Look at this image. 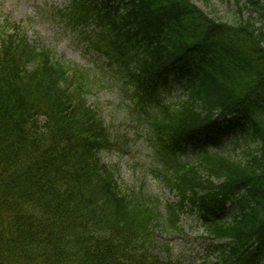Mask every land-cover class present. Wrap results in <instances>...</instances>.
Masks as SVG:
<instances>
[{
    "label": "trees",
    "instance_id": "1",
    "mask_svg": "<svg viewBox=\"0 0 264 264\" xmlns=\"http://www.w3.org/2000/svg\"><path fill=\"white\" fill-rule=\"evenodd\" d=\"M235 2L230 21L193 0H72L58 11L126 71L138 106L156 98L155 114L138 115L157 176L181 197L169 214L123 190L99 157L117 146L90 102L102 71L52 60L0 17V264H177L151 245L160 227L181 230L187 201L220 241L219 261L202 264H264V28L253 17L264 21V0ZM178 81L185 100L161 104ZM229 134L231 152L208 149ZM189 151L202 153L183 161Z\"/></svg>",
    "mask_w": 264,
    "mask_h": 264
},
{
    "label": "rangeland",
    "instance_id": "2",
    "mask_svg": "<svg viewBox=\"0 0 264 264\" xmlns=\"http://www.w3.org/2000/svg\"><path fill=\"white\" fill-rule=\"evenodd\" d=\"M193 1L206 13L224 21L239 18L235 0ZM69 4L70 0H0V16L24 23L30 39L36 45L51 48L56 58L72 61L88 70L101 63L105 68L104 72L111 76L110 67L106 65L104 59L88 50L77 32L56 20V11L68 7ZM249 14L244 10L243 17L247 18ZM253 17L257 19V24L264 28V21L256 14ZM106 81L102 87L93 89L91 101L102 114L110 132L120 139H125L127 146L101 153L102 162L114 171L123 189L147 191L151 195H159L161 201L175 199L173 194L162 189L155 177L158 161L151 150L150 141L143 133L142 121L137 117L131 118L132 113H135L136 100L131 97L125 86L120 87L119 84L123 83L122 74L120 73V80H117V83L114 78ZM164 96L170 103L179 102L185 96L183 85L177 82L172 89L164 92ZM148 122L149 120L147 124ZM231 144L225 135L223 142L211 146L210 149L228 153ZM194 157V154L188 156L190 159ZM181 222L180 234L169 233L163 228L158 231L153 244L155 251L163 259L172 257L177 264H201L204 259L217 261V255L211 248L212 241L205 237L199 215L196 212L185 211L182 213Z\"/></svg>",
    "mask_w": 264,
    "mask_h": 264
}]
</instances>
